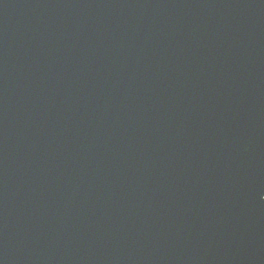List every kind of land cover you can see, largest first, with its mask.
I'll return each mask as SVG.
<instances>
[{
  "label": "water",
  "instance_id": "1",
  "mask_svg": "<svg viewBox=\"0 0 264 264\" xmlns=\"http://www.w3.org/2000/svg\"><path fill=\"white\" fill-rule=\"evenodd\" d=\"M0 264H264V0H0Z\"/></svg>",
  "mask_w": 264,
  "mask_h": 264
}]
</instances>
